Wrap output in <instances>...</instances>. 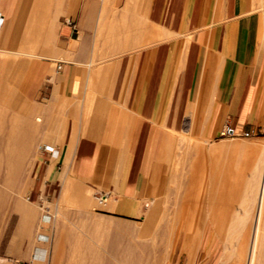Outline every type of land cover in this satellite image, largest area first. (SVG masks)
<instances>
[{
	"label": "crops",
	"instance_id": "crops-1",
	"mask_svg": "<svg viewBox=\"0 0 264 264\" xmlns=\"http://www.w3.org/2000/svg\"><path fill=\"white\" fill-rule=\"evenodd\" d=\"M256 10L255 0H0V151L17 153L20 170L32 148L33 188L57 204L70 192L79 210L61 217L77 220L80 244L166 194L178 138L264 130ZM7 90L18 96L8 134ZM41 144L54 151L44 162ZM91 191L110 194L105 208L88 209ZM38 229L31 256L37 247L46 264L58 234L37 245Z\"/></svg>",
	"mask_w": 264,
	"mask_h": 264
},
{
	"label": "rangeland",
	"instance_id": "rangeland-1",
	"mask_svg": "<svg viewBox=\"0 0 264 264\" xmlns=\"http://www.w3.org/2000/svg\"><path fill=\"white\" fill-rule=\"evenodd\" d=\"M259 3L260 4L258 7V0H255V7L257 9L256 13L259 14L261 19V27H260L261 33L259 39V46L261 49H264V2L263 0L262 1L259 0ZM5 86L12 88L13 84L12 83L5 84ZM5 92L6 94L11 93L12 98L10 100V103H13L12 106L6 107L7 113L5 116V128L7 131L6 133L8 134L10 120L12 119L13 114L17 112V107L14 105L17 103L18 96H17V92H14L13 90H9V91L7 90ZM224 138L225 141L240 139V140L252 142L256 140H263L264 130L261 133H258L257 135L251 137L238 136L235 138H230V137H224ZM22 141L24 143L26 142L24 139H22ZM188 144L190 145L200 144L203 147V148L201 147V150L204 149L202 151L203 153H205V155L203 154L204 156L202 155L201 157L206 158L204 164L206 165L207 163L206 168H210L211 156L208 153H209V148L213 144V140H199L191 137L178 138L175 141V146L177 148L176 150H178L179 152V155L174 156V160L171 164L170 181L166 194L164 196L158 197L156 200L152 202L143 203V205L141 206V211L137 214L135 218L123 219L120 229L117 228L118 225L116 223L115 225L116 229L123 230V238L125 239L126 242H130L131 244H135V243L138 244L141 242H145L148 245L147 251L151 254V256L149 260H147V262H144L145 264H242V262H237V261L232 262L231 260L229 262H225L221 258V255L224 251L223 246L224 243H226L225 242L226 240L224 238L227 237V240H229L230 245L231 244L236 245L237 241L239 245L241 244L242 235L236 233V231L238 230V226L236 227L231 224L232 221L233 222L238 221L235 213L237 211L236 208L239 206V204L238 201L236 200L240 199L241 194L235 193L232 197V199L234 200L233 203L226 202L224 204L227 207V212L222 218L220 217L221 218L220 220L223 223L217 228H214L213 225L209 222V219L207 216H205L204 211L202 212L197 211V213L196 210L193 211L192 208L194 204L192 202V199H194V197L192 198L189 195V197L187 196V198H185L186 197L185 192L187 187L186 184L193 181L196 183H199V181L206 183L207 184L206 188L204 187L203 189L206 190L202 193L204 194L202 195V198L215 199L216 194L209 195L208 191H210L211 189L224 190L225 189L224 184L225 183L228 184V182L230 181V177L225 178L223 176V177H217L215 179L213 177H210V175L211 174L213 175V173H210V171L208 170V172H206L207 178L203 179V181L202 179L198 180L199 178L197 179L190 178L191 174H196L193 172L192 170L193 166L191 165L193 161L196 159V155L193 154L194 148L189 147ZM48 147L49 146L47 145L41 144V148L39 149V152L37 154V156L43 162L48 157L54 155L53 150H50L51 152L50 155L42 153L44 152V150L45 152L49 150L47 149ZM254 155H255L254 152H249L248 155L234 154V158L238 159V162H241L240 165L242 164L243 167L245 166L247 168L251 166ZM221 157L223 158V160H225L226 156L223 155ZM248 160L251 162L250 165H249L250 162ZM32 167H33V149L31 148L27 150V152L25 153L24 160L21 163V169L18 171L17 176L13 179H10L8 183H10L9 190L12 189L10 190L12 196L16 191H18L20 197L27 200L30 203V205H32L33 208L40 213L39 215L42 216L43 221L40 222L38 221L37 223L39 228L37 245H41L48 243L51 240V238L55 236L54 233L55 228L53 227L54 226L53 222L55 220V217L57 218L56 215L58 214L56 211H54L56 207L61 206L59 215H63L62 214L63 211L69 212V211L79 210V207L73 204L72 202H69V200L71 199L70 192H68L66 195L67 199L65 201H60L59 204H57V202L54 199L47 200V198L43 195V193L39 192L37 188H33V186L31 185L35 175V171L32 170ZM212 181L214 183H212ZM235 181L237 185L234 187V190L240 192L242 189L246 188L248 182L247 178L242 177L235 179ZM211 183L214 184L215 186L214 188L211 187L212 186ZM96 193L97 192L94 191L90 192V201L93 204H90V206L88 207L89 210L105 208V204L110 201V199H108V201L105 202L104 204H99L94 197ZM219 197H220L219 195H216V199H218ZM184 199L185 200L188 199V202H184ZM205 204L206 202L205 203L203 202L201 203V206L204 207ZM230 204L232 206V213L230 212L229 209ZM191 209L192 211H190ZM189 211L190 213L191 212L192 213L190 214ZM55 212L57 214H55ZM150 213H153L154 220L152 224L148 223L149 227L147 231H145L144 228H146L148 216L151 215ZM194 213H196V215H194ZM9 214L11 215L9 216ZM203 216L207 218L205 219ZM189 217L191 219H189ZM239 217H242V214H239ZM48 220H50V225L47 224ZM18 221L19 219L16 212L9 210L8 212L6 211L4 213L3 211H0V234H1L0 257L7 258L9 261L7 263L9 264L11 263L12 264H42L43 260L39 262L37 261V256H36V252L38 251L37 247L35 248L32 256L30 253H28L27 250L28 242L30 243V240L33 242L34 234L32 236V239L25 237V239H23L21 242L19 241L20 239L17 236ZM64 221L66 223V226L72 230L71 233L73 234H76L75 232L81 233L80 232L81 229H78L77 227H74L72 225V222H75L77 220L64 219ZM174 221L175 223H172ZM191 224L193 225V227H191ZM106 229H110V227H105V230ZM244 229L248 230L249 228L246 226L244 227ZM189 230L190 231L206 230L205 233L206 235L202 240H200L199 238V240L197 241V236H202V234L199 235L191 234L188 236L183 233L184 231H189ZM214 230H218L220 233L213 235L210 234ZM158 231H160L161 234L155 233ZM176 231H180L181 234H174L173 232ZM82 236L85 240L89 241V243L88 242L87 243L94 249V252L96 254L102 253L100 242H96L92 234H89L88 238L86 235H82ZM236 236H239L238 240H236L237 239ZM14 237L17 239V242H15L14 245H10L9 241ZM232 239L233 242H231ZM222 240L224 241L222 242ZM25 241H27V244L24 246ZM235 241L236 243H234ZM62 248H63L62 252H60L61 254L55 262L85 261V259L84 260L78 258L76 259L73 256L74 255L73 244L71 243L63 244ZM103 253L107 254L106 251H103ZM48 255H52V246L50 245H49ZM106 260L107 262H117L116 260H112V258L111 259L108 258ZM48 262H46V264H48ZM91 262H94V259L91 260ZM259 264H264V255Z\"/></svg>",
	"mask_w": 264,
	"mask_h": 264
},
{
	"label": "bare ground",
	"instance_id": "bare-ground-1",
	"mask_svg": "<svg viewBox=\"0 0 264 264\" xmlns=\"http://www.w3.org/2000/svg\"><path fill=\"white\" fill-rule=\"evenodd\" d=\"M188 145L196 148L197 150L196 159L193 161L192 168L196 174L198 173L199 175L198 180L202 179L203 181V179H206L207 178L206 172H208L209 170L210 173H213V175L211 174L210 177H213L215 179L217 177H223V176L225 178L230 177V181L228 182V184L227 183L224 184L225 186L224 190L211 189L210 191H208L209 195H212V194L219 195L220 197L218 199H216V195H215V199L214 198L213 199L202 198V195H204L202 193L206 190V189L205 190L203 189L204 187L206 188L207 184L200 182V181L199 183H196L194 181L190 182L189 187L187 189L188 191L185 192L186 197L185 195L184 197L187 198V196L189 197V195L192 198L194 197V199H192V202L194 204V206L192 204L193 211L196 210V213L197 211L198 212L204 211V214L205 216L208 217L209 222L213 225L214 228H217L218 226L222 225L223 222L220 219L227 212V207L224 204L226 202L233 203L234 201L232 199L233 195L235 193L237 194L240 193L241 194L240 199L236 200L238 201L239 206L236 208L237 211L235 213L238 221L237 222L232 221L231 224L236 227L238 226V230L236 231V233H238L239 235H242L241 244L239 245L238 241L237 243L235 241L234 243H236V245L234 244L230 245L229 240H227V237L224 238L226 240L225 241L226 243H224V246H223L224 251L221 255V258L225 262H229L231 260L232 262H235V261L242 262V264L243 263L244 264H259L264 255V139L256 140L252 142L240 140V139L232 140V141L218 140L216 142H213V144L211 145V148L209 149L210 151L209 153H211L210 168H206L207 163L206 165L204 164V162L206 161L205 160L206 158L202 157L201 159V156L204 154L203 151L201 155L199 154V151L201 152L199 148H201L202 146L200 144H196V145L188 144ZM11 148H15L14 143H11ZM244 150H249L248 152H254L255 154L253 157L252 164L249 161L250 158L252 157L249 158L248 161L250 162L249 165L251 164V166L247 168L245 166L243 167L242 164L240 165L241 162H238V159H235L233 155V153L241 152ZM227 152L228 154H232L233 156L230 155V157L228 156L229 157L228 160L226 159L223 160L221 156H223L222 154L227 153ZM225 158H227V156ZM18 159H19V155L17 153L11 152L9 154L7 153L4 154L3 152L0 151V211H3L5 213L6 211L8 212L9 210H11L17 213L18 219H19L18 228H17L18 229L17 236L20 239L19 241L21 242L23 239H25V237L32 239L33 234L35 235V232L38 227L37 223L40 220V215H39L40 213L36 209H34L33 206L30 205V203L27 200H25L24 198H21L18 191H16L13 194V196L10 193V190L12 189L9 190L10 183L8 182L10 179L15 178L18 174V171H19L18 164H17ZM221 162H222V165H221ZM3 164L5 165L3 166ZM208 167H209V164H208ZM242 177L247 178L248 182H247L246 188L238 192L234 190V187L237 185L235 179L242 178ZM213 181L212 183H214ZM212 183H211L212 185L211 187L214 188L215 186ZM184 202H188V199L186 200L184 199ZM203 202L204 203L206 202L204 207L201 206V203ZM60 207L61 206H57L56 209L54 207L55 209L54 211H56L58 214L55 212V214H57L56 215L57 218L55 217V220H54L55 227L54 226L53 227L56 228L55 232L56 234H58V241L54 240L55 243L54 245H52V255L49 256L48 264H145L144 262H147V260H149L151 254L147 251L148 245L145 242H141L138 244L137 243L131 244L130 242H126L125 239L123 238V230H118L116 228H112L111 230L104 229V230H101V232L98 231L96 228L97 233L100 232V234L99 233L97 234L96 231L94 232L98 235V240L102 248V253L96 254L94 252V249L88 243H85V244L79 243L78 238H82V237H79L80 235L77 236V234L71 233V230L69 229L64 230V225L66 224L64 219L66 217L64 216L65 218L64 217L62 218L61 216L63 215H59ZM192 209L190 211H192ZM229 209H230V212L232 213L231 204H230ZM196 213H194V215H196ZM150 214L151 215H149L147 219L146 228H144L145 231H147L149 227L148 223L152 224L154 220L153 213H150ZM239 214H242V217H239ZM10 215L11 214H9V216ZM182 217H183V214H182ZM207 217H204V218L206 219ZM95 218L97 217H94V219ZM81 219L83 218L81 217L80 220ZM99 219L100 218H97L96 221H98ZM189 219L191 218L189 217ZM82 221L83 223L81 222V224H84L85 220H82ZM92 221L90 222L93 224V222L95 221L93 222ZM99 221H101V219ZM102 222L103 221L99 222L100 223L99 226L101 224H104ZM172 223H175V221ZM246 226L249 228L248 230L244 229V227ZM191 227H193L192 224H191ZM160 231L155 232V233H160ZM90 233H91L90 231L88 233L86 232V234H90ZM173 233L181 234L180 231H176ZM183 233L188 236L191 234H197V235L202 234V236H197V241H198L199 238L200 240H202L205 237L206 230L204 231H199V230L190 231L189 230V231H184ZM218 233H220L218 230H214L210 234L213 235V234H218ZM92 235L94 236V234ZM236 237L235 239L238 240L239 236H236ZM63 239H65L66 241L74 240L75 244L73 245L74 246L73 256L76 259L77 258L82 259V260L85 259V261L83 262H55L59 258L61 254L60 252H62ZM223 241L224 240H222V242ZM9 242H10V245H14V243L17 242V239L14 237ZM231 242H233V239ZM81 243H83V241ZM32 249H33V244H32V241L30 240V243L28 242V246H27L28 253L32 254ZM103 251H106L107 254L103 253ZM108 258L110 259L112 258V260H116L117 262H107L106 259ZM93 259H94V262H91V260ZM7 262H9L7 258L0 257V264H9Z\"/></svg>",
	"mask_w": 264,
	"mask_h": 264
},
{
	"label": "built area",
	"instance_id": "built-area-1",
	"mask_svg": "<svg viewBox=\"0 0 264 264\" xmlns=\"http://www.w3.org/2000/svg\"><path fill=\"white\" fill-rule=\"evenodd\" d=\"M61 65H56L57 70L60 69ZM258 132H247V131H237L234 130L232 127L226 125L222 128V130L220 131V136L221 137H230V138H235L238 136L241 137H251L254 135H257ZM95 199L97 200V202L99 204H104L105 202H107V200L110 197V194L108 192L106 193H96L94 195Z\"/></svg>",
	"mask_w": 264,
	"mask_h": 264
}]
</instances>
